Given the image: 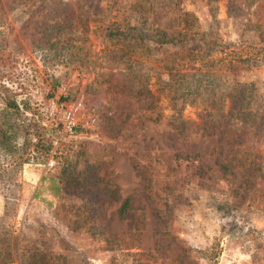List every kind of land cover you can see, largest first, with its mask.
I'll use <instances>...</instances> for the list:
<instances>
[{
    "label": "rangeland",
    "instance_id": "374dc122",
    "mask_svg": "<svg viewBox=\"0 0 264 264\" xmlns=\"http://www.w3.org/2000/svg\"><path fill=\"white\" fill-rule=\"evenodd\" d=\"M134 3L0 0V33L14 67L0 79L32 108L5 119L0 103V127L11 123L19 145L31 140L24 153L0 147V247L12 253L9 264L34 253L37 264H264V132L235 149L202 125L180 134L169 116L181 101L169 103L156 78L150 94L117 86L115 59H102L104 33L131 23ZM180 8L197 17L200 37L228 48L260 43L264 0H184ZM232 58L237 79L254 83L263 102L264 54ZM52 101L80 105L73 132L61 114L47 118ZM183 113L200 117L191 107ZM67 161V174L90 162L94 178L132 200L127 218L114 202L97 220L120 238V249L94 237L86 201L71 183L53 195L51 178L69 180Z\"/></svg>",
    "mask_w": 264,
    "mask_h": 264
},
{
    "label": "trees",
    "instance_id": "16d2710c",
    "mask_svg": "<svg viewBox=\"0 0 264 264\" xmlns=\"http://www.w3.org/2000/svg\"><path fill=\"white\" fill-rule=\"evenodd\" d=\"M133 1L136 18L131 23L115 22L107 26L104 33L105 50L102 52V59L107 62L115 59L117 86H127L137 96L150 94L151 81L156 78L169 103L176 106L177 101H181L179 111L169 116L172 127L180 134L186 133L195 125H202L211 133L227 137L231 149H235L251 133H263V96L258 93L254 83L237 79L236 72L241 67L233 65L235 62L232 57H237L242 52L254 56L264 54V31L261 32L260 43L257 45L242 44L228 48L206 38V33L199 36L197 17L180 8L184 0ZM207 1L211 3L215 0ZM5 48L7 49L5 37L0 33V77L14 74V67L9 64L11 52H6ZM193 63L205 66L197 72H184ZM1 80L0 103L3 105L2 112L6 113L4 118L9 114L32 111L28 102L17 101L16 89ZM187 107L199 112L198 121L184 118L183 111ZM4 125L7 130L1 125L0 139L3 141H0V147L7 146L6 152H10L9 155H13L11 153L15 150L24 153L31 140L26 136L22 145H19L13 134L12 124ZM67 164L64 176L67 175L69 180L64 183L55 178L50 179L53 195L61 196L71 183L86 201L88 217L93 220L85 221V224L90 225L91 230H98L94 237L105 243L110 250L120 249V238L107 231L105 225H98L97 220L104 213L105 207L114 202H121L118 214L121 218H127L132 209V200L121 199L117 184L105 182L100 177L94 178V168L90 162H87L88 165L83 170H72L68 174V161ZM223 168L226 169L227 166L224 165ZM3 249L0 247V264L13 263L12 253ZM36 256L34 253L28 258L22 257L21 264H37L39 258Z\"/></svg>",
    "mask_w": 264,
    "mask_h": 264
},
{
    "label": "built area",
    "instance_id": "2783aa9c",
    "mask_svg": "<svg viewBox=\"0 0 264 264\" xmlns=\"http://www.w3.org/2000/svg\"><path fill=\"white\" fill-rule=\"evenodd\" d=\"M80 105H72L68 107L64 103L52 101L46 108V111L50 113L47 117L50 121H56L58 114L62 115V121L68 132H73L77 126V112Z\"/></svg>",
    "mask_w": 264,
    "mask_h": 264
}]
</instances>
